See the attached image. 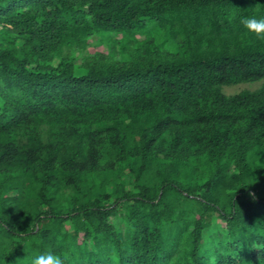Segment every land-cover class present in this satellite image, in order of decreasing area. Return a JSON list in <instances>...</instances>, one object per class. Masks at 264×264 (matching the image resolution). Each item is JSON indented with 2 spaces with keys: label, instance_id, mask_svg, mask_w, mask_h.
I'll use <instances>...</instances> for the list:
<instances>
[{
  "label": "trees",
  "instance_id": "1",
  "mask_svg": "<svg viewBox=\"0 0 264 264\" xmlns=\"http://www.w3.org/2000/svg\"><path fill=\"white\" fill-rule=\"evenodd\" d=\"M245 15L264 0H0V264H264Z\"/></svg>",
  "mask_w": 264,
  "mask_h": 264
},
{
  "label": "clouds",
  "instance_id": "2",
  "mask_svg": "<svg viewBox=\"0 0 264 264\" xmlns=\"http://www.w3.org/2000/svg\"><path fill=\"white\" fill-rule=\"evenodd\" d=\"M260 6L261 5L257 3L253 9L259 8ZM240 23L247 33L253 34L259 39H264V17L245 15L241 17ZM250 195L255 199L253 193H250ZM250 248L262 251L264 250V244L253 242ZM110 259L112 264H120L119 254L115 250H113ZM66 260L67 256H62L49 249L46 252L35 255L31 260V264H65Z\"/></svg>",
  "mask_w": 264,
  "mask_h": 264
},
{
  "label": "rangeland",
  "instance_id": "3",
  "mask_svg": "<svg viewBox=\"0 0 264 264\" xmlns=\"http://www.w3.org/2000/svg\"><path fill=\"white\" fill-rule=\"evenodd\" d=\"M94 50L97 51H103L105 50L104 46H99L96 49L95 48H90V51L93 52ZM261 83H243V84H238L236 86H231V87H224L223 91L226 95H232L236 94L238 92H241L243 90H255L260 87Z\"/></svg>",
  "mask_w": 264,
  "mask_h": 264
}]
</instances>
